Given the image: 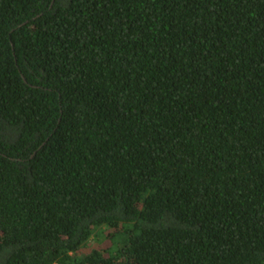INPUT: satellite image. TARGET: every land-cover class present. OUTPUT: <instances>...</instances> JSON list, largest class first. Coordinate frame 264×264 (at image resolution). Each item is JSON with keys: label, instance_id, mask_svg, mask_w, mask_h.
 <instances>
[{"label": "trees", "instance_id": "1", "mask_svg": "<svg viewBox=\"0 0 264 264\" xmlns=\"http://www.w3.org/2000/svg\"><path fill=\"white\" fill-rule=\"evenodd\" d=\"M0 264H264V0H0Z\"/></svg>", "mask_w": 264, "mask_h": 264}]
</instances>
